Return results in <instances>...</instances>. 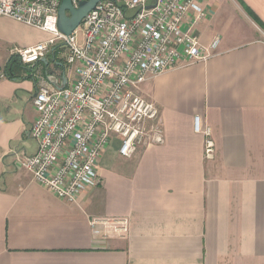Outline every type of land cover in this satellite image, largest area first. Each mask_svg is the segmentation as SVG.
<instances>
[{
    "label": "crops",
    "instance_id": "crops-1",
    "mask_svg": "<svg viewBox=\"0 0 264 264\" xmlns=\"http://www.w3.org/2000/svg\"><path fill=\"white\" fill-rule=\"evenodd\" d=\"M242 1L264 23V0ZM204 6L194 32L205 45L219 35L217 53L141 87L159 108L164 143L124 157L115 139L101 158V182L75 202L16 164L17 151L37 149L38 83L4 69L17 48L50 34L0 16V264H264V30L239 0ZM65 51L55 47L48 64L30 65L37 81L75 79ZM197 115L212 130L214 158L194 130ZM123 219L128 230L118 232L113 222Z\"/></svg>",
    "mask_w": 264,
    "mask_h": 264
},
{
    "label": "built area",
    "instance_id": "built-area-1",
    "mask_svg": "<svg viewBox=\"0 0 264 264\" xmlns=\"http://www.w3.org/2000/svg\"><path fill=\"white\" fill-rule=\"evenodd\" d=\"M82 1L71 0L76 8ZM205 1L102 0L66 35L58 27L62 0H0V16L50 34L46 41L15 50L23 64L37 63L60 46L66 49L64 64L75 74L62 89L44 77L37 81L32 100L37 118L30 131L37 149L17 151V166L59 198L75 202L101 182V158L115 139L124 157L142 145L164 143L159 108L141 87L159 74L217 53L219 35L205 45L194 32L208 15ZM194 130L206 138V157L214 158L212 130L202 126L199 115ZM99 223L91 221L95 234L101 233ZM113 225L118 232L128 230L125 219Z\"/></svg>",
    "mask_w": 264,
    "mask_h": 264
},
{
    "label": "water",
    "instance_id": "water-1",
    "mask_svg": "<svg viewBox=\"0 0 264 264\" xmlns=\"http://www.w3.org/2000/svg\"><path fill=\"white\" fill-rule=\"evenodd\" d=\"M100 1L102 0H84L80 2L79 7L76 8L73 6L71 0H62L58 14V27L60 31L66 35H70L77 27L80 26L87 14ZM41 61L48 64L49 59L44 57ZM47 78L49 82L58 89H62L68 84V79L65 73L63 74L61 80L54 75H47Z\"/></svg>",
    "mask_w": 264,
    "mask_h": 264
},
{
    "label": "trees",
    "instance_id": "trees-1",
    "mask_svg": "<svg viewBox=\"0 0 264 264\" xmlns=\"http://www.w3.org/2000/svg\"><path fill=\"white\" fill-rule=\"evenodd\" d=\"M239 1L243 4L256 23L264 30V23L242 0ZM24 73H27V75H24ZM35 73V67L23 64L15 54L11 56L4 69V75L11 79L33 78L37 82L34 75Z\"/></svg>",
    "mask_w": 264,
    "mask_h": 264
}]
</instances>
